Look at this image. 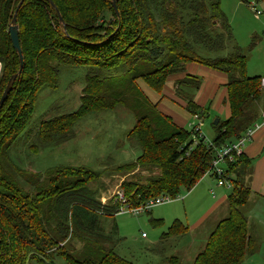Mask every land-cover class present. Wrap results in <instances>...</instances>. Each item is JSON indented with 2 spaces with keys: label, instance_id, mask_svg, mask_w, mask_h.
<instances>
[{
  "label": "trees",
  "instance_id": "obj_1",
  "mask_svg": "<svg viewBox=\"0 0 264 264\" xmlns=\"http://www.w3.org/2000/svg\"><path fill=\"white\" fill-rule=\"evenodd\" d=\"M19 1L0 0V92L19 69L8 32ZM50 1L63 24L49 0H23L16 14L23 67L0 108V264H57L56 257L59 264H135L116 252L121 237L115 214L121 206L129 209L160 195L175 200L181 188L189 191L203 175L215 176L216 151L253 127L264 110L262 76L246 73L249 53L234 40L220 0H114L116 11L111 0ZM190 62L227 78L230 115L211 123L210 139L202 131L205 109L194 100L202 77L187 74L175 82V94L191 115L189 127L162 112L138 84L141 80L160 94L168 76ZM77 67L87 70L78 107L29 125L39 93L55 90L62 70ZM124 99L136 104L125 139L137 156L114 168L122 178V205L116 194L104 203L96 196L90 184L100 173L85 166H66L77 168L70 169L69 184L38 186V180L23 176L22 184L32 188L23 190L13 163L23 139L35 141L29 144L34 150L50 148L70 139L88 113L112 110ZM195 115L200 129H194ZM140 169L148 174L136 175ZM226 170L232 183L225 215L191 262L173 254L161 264H241L255 252L249 211L256 206L253 197H264L249 186L251 159L241 151ZM75 172L79 176L73 179ZM187 231L175 219L161 239ZM73 240L80 242L79 249Z\"/></svg>",
  "mask_w": 264,
  "mask_h": 264
},
{
  "label": "rangeland",
  "instance_id": "obj_2",
  "mask_svg": "<svg viewBox=\"0 0 264 264\" xmlns=\"http://www.w3.org/2000/svg\"><path fill=\"white\" fill-rule=\"evenodd\" d=\"M255 1H257V8L262 12L258 17L254 16L249 4L241 0H220V6L229 20L234 40L249 53L246 73L264 77V0ZM105 24H109L108 21L105 20ZM86 73L87 70L84 67L63 69L58 87L55 90L45 89L39 93L29 125L37 123L40 119L75 110L79 105V96ZM140 85L141 90L149 94L150 96L143 91L151 99L154 95L153 90L143 81H140ZM135 109L136 104L134 105L130 99H124L122 105L118 104L112 110L92 111L75 124L70 139L50 148L34 150L35 147H30L29 144L35 141L23 139L16 148L14 158L13 155L11 156L16 172L22 175L20 185L23 190L26 192L32 190L28 183L22 184L23 176L32 177L33 182L38 180L40 182L38 186L49 185L51 181L53 185L62 180L69 184L68 180L72 179L69 175L70 169L77 168L66 166H85L100 173L98 179L90 184V187L96 191V196L104 203L116 194V199L122 205L124 197L118 192L122 178L114 171V168L136 159L137 153L125 139V133L134 123ZM213 120L214 118L209 115L204 118L202 124V131L208 139L212 138ZM260 122L261 118L258 116L256 123ZM75 174L73 179L79 176L78 173L75 172ZM135 174L144 176L148 174V171L140 169ZM205 175L198 190L194 191L188 199L181 200L183 195L187 196L191 191L181 188L175 200L155 205L148 211L134 214L125 208L117 212L115 221L121 240L116 246V252L135 264H161L164 258L173 254L178 255L184 263L191 262L217 221L216 219L219 218L218 215L212 217L210 223L205 226L199 225L194 232H186L183 236L166 239H161V236L177 218L184 224L186 219L192 223L201 212L202 206L210 200L212 194L210 196L209 189H207L208 197L201 200L193 199L195 196L204 195L203 187L209 183L210 186L212 185L211 177L216 185L214 176ZM219 189H223L227 195L231 192V189L220 187ZM249 213V230L256 239V249L253 254L246 255L241 264H263L264 205H256L250 209ZM213 219L216 220L214 223ZM73 246L79 249L81 244L73 240ZM55 262L59 264L61 259L56 257Z\"/></svg>",
  "mask_w": 264,
  "mask_h": 264
},
{
  "label": "crops",
  "instance_id": "obj_3",
  "mask_svg": "<svg viewBox=\"0 0 264 264\" xmlns=\"http://www.w3.org/2000/svg\"><path fill=\"white\" fill-rule=\"evenodd\" d=\"M261 13L260 14L254 13V16L258 17L259 15H261ZM187 74L198 75L202 77V83L200 85L199 90L195 94L194 100L200 108L205 109V111L202 113L203 123H204V118L209 115L212 116L214 119L216 117H218V119L219 118L226 119L230 115L229 105L226 100L227 99L226 98L227 88L225 86L227 79L226 75L222 72L213 70L197 62L187 63L184 68V71L168 76V78L165 81L162 93L159 94L152 89L154 92V95L151 97V99H153L152 101L158 102V108L162 112L170 115L173 121L176 122L178 125L189 127V123L192 122L191 115L185 108L184 101L179 99L175 94V82L185 77ZM253 75H257V74H253ZM140 81L138 80V84L141 87ZM142 91L144 90L142 89ZM147 95L150 96L149 94ZM212 130H213V134L211 135V137H213L214 135V129L212 128ZM242 151L244 152L246 157L251 159V177L249 181V186L251 188V191L254 192L255 195L260 194L261 196L264 197V125L263 124L258 125V127L253 130V135L251 139L245 142V144L242 147ZM209 175L213 176L212 174ZM205 176L206 175H203L201 179L188 191L191 192L187 196L183 195V198H181L182 201L188 199L194 191L198 190L199 185H201L200 182L202 179L205 178ZM211 178L213 180L212 185L210 186L209 183L203 187L204 195L202 194L201 196H195L193 199L201 200L204 197L206 198L209 196L208 195L209 192H210V196L212 194V197L204 206H202V208L200 209L201 212L192 223L188 219H186L185 225L188 227L187 232H194L197 230V227L199 225L205 226L206 224L210 223L212 217L218 215L219 218H221L222 217L221 214L225 215L226 213V201L230 193L227 195L225 191L223 189H219V187L224 189H231V187L220 186L217 184V180L215 185L213 177ZM207 189H209V192ZM255 197H253L252 199V202L256 203L255 205L258 204L264 205V199L256 200ZM215 221L213 219V223ZM203 243L204 242H202L201 245H203Z\"/></svg>",
  "mask_w": 264,
  "mask_h": 264
},
{
  "label": "built area",
  "instance_id": "obj_4",
  "mask_svg": "<svg viewBox=\"0 0 264 264\" xmlns=\"http://www.w3.org/2000/svg\"><path fill=\"white\" fill-rule=\"evenodd\" d=\"M257 1L252 0L249 2V5L251 6L252 10L256 14H260L261 11L257 8ZM260 84L262 87H264V77H261ZM194 118L198 119V117L195 115ZM260 118L261 122L256 123L253 127L248 128L234 143L229 144L227 146L222 147L221 149L216 151L215 156L212 159V168L214 172V177L217 180V184L220 186H231V180L227 178V170L226 165L229 162H232L234 160L235 155H238L242 151V147L245 144V142L249 141L253 135V130L258 127V125L263 124L264 125V110L260 112ZM199 120V119H198ZM202 121H198V124L194 126V129H200ZM210 143V142H208ZM173 198L169 195H160L153 198L148 199L147 201L129 208L131 212L134 214H140L144 211H148L153 206L163 203L171 202ZM124 207H121L120 211H123ZM144 234H142L143 236Z\"/></svg>",
  "mask_w": 264,
  "mask_h": 264
},
{
  "label": "water",
  "instance_id": "obj_5",
  "mask_svg": "<svg viewBox=\"0 0 264 264\" xmlns=\"http://www.w3.org/2000/svg\"><path fill=\"white\" fill-rule=\"evenodd\" d=\"M22 1L23 0H20L18 2L17 6H16V9H15V11L13 13V17L11 19V22H10V24L8 26V32H9V35H10L11 45H12L15 53L18 56L19 69H18V71L15 74L10 76V78L7 81V84H6L5 88H4V90L2 91V94L0 96V108L3 105V103L5 102L6 98L8 97L9 92L11 91L12 84H13V81H14L16 75L20 73V71H21V69L23 67V56H22V51H21L20 42H19L18 26H17V23H16L17 10H18L19 6L21 5ZM49 2L52 5V7H54L56 9V7L53 4V2L50 1V0H49ZM111 3H112L113 8L116 11L115 1L111 0ZM57 13H58V18H59L60 24H63V20H62V18L60 16L58 10H57ZM217 122H218V118H215L213 120V123L216 124Z\"/></svg>",
  "mask_w": 264,
  "mask_h": 264
}]
</instances>
